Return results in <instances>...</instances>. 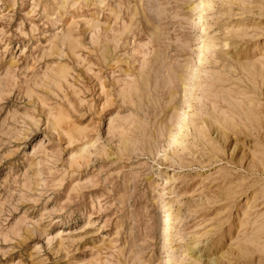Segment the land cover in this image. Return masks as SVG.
Instances as JSON below:
<instances>
[{"label": "rangeland", "instance_id": "obj_1", "mask_svg": "<svg viewBox=\"0 0 264 264\" xmlns=\"http://www.w3.org/2000/svg\"><path fill=\"white\" fill-rule=\"evenodd\" d=\"M0 264H264V0H0Z\"/></svg>", "mask_w": 264, "mask_h": 264}, {"label": "bare ground", "instance_id": "obj_2", "mask_svg": "<svg viewBox=\"0 0 264 264\" xmlns=\"http://www.w3.org/2000/svg\"><path fill=\"white\" fill-rule=\"evenodd\" d=\"M169 215V214H168ZM168 217V216H167ZM169 219H171V218H169Z\"/></svg>", "mask_w": 264, "mask_h": 264}]
</instances>
